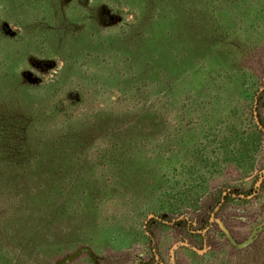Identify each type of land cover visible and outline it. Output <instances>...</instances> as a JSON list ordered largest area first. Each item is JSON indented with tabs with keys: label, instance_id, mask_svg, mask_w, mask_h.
Segmentation results:
<instances>
[{
	"label": "rangeland",
	"instance_id": "1",
	"mask_svg": "<svg viewBox=\"0 0 264 264\" xmlns=\"http://www.w3.org/2000/svg\"><path fill=\"white\" fill-rule=\"evenodd\" d=\"M233 1L241 12L228 19L226 58L209 50L174 79L165 69L141 78L144 58L124 52L140 13L125 0H0V208L20 200L11 186L33 175L37 148L61 145L60 167L46 171L59 169L65 185L86 166L101 179L98 215L53 249L55 260L21 258L0 231L11 264H54L82 245L100 264H264V230L250 240L264 226V0ZM145 109L164 122L139 126L145 136L122 150L112 136L137 131ZM69 264L95 263L82 254Z\"/></svg>",
	"mask_w": 264,
	"mask_h": 264
},
{
	"label": "trees",
	"instance_id": "2",
	"mask_svg": "<svg viewBox=\"0 0 264 264\" xmlns=\"http://www.w3.org/2000/svg\"><path fill=\"white\" fill-rule=\"evenodd\" d=\"M125 1L127 5L132 4V7L139 8L140 12L136 16L135 22L130 24V27L134 26L133 31L131 29L133 35L126 41L128 44L132 43L133 47L127 48L124 52L139 55V60L144 58V70L146 69V71L140 73L143 74L141 78L153 76L158 70L165 69L170 73L167 77L177 79L181 75L183 76L184 72L208 62L209 50H212L211 53L226 58L223 48L225 44H229L228 41L232 44L230 34L226 35V31L228 32L226 28L230 27L228 19L236 18V10L241 12L238 2L233 0H223L224 7L219 0ZM227 1L230 2L225 4ZM228 5H234L237 9L228 8ZM235 39L238 41L237 38ZM126 47L128 46L122 49ZM132 62L138 67L136 56H133ZM218 64L223 65L225 62L221 61ZM171 81L172 79L167 83ZM13 100L17 101L18 97ZM15 105L19 104L15 103ZM15 105L17 111H22L19 114L23 113L24 108L19 110ZM25 117L18 115L16 119L21 123L27 122L24 120ZM159 118L153 111L145 109L134 120L132 119L133 129L137 131H133L129 136L127 134L124 136V130H126L125 133L130 131L124 128L120 131L121 134L112 136V141H121L124 144L122 149L124 150L127 146H132L129 138L135 141L145 136L142 129H137L139 126L159 125L164 122V120L159 122ZM260 120L264 130V121ZM127 123L128 120L126 125ZM91 131L93 132V130ZM36 154L38 155L35 157L37 164L34 166L33 175L25 176L21 173L11 186L14 187V191L21 193L20 200L16 202L9 196L2 199L3 203H7V210L4 211V208H0V231L3 236L9 237V240L14 241L25 253L21 258L30 257L40 260L43 255L52 261L59 255L53 254V249L58 248V244L63 241L80 236L81 228L87 227L86 225L89 224L84 225L83 222L92 220L93 216L98 215L99 205L96 195L101 179L95 180L91 167L86 166L84 172H80L78 177H73L70 185H65L60 177L59 169L46 171L53 162L60 167L56 157L63 154L61 145L53 144L51 149L37 148ZM39 155H43V157L38 158ZM126 161V165H130L131 168L135 167L134 156H130ZM142 163L149 166L148 161ZM113 164L116 171L120 169L124 179H127L130 174L126 172L129 169H125L127 168L125 162L117 161ZM85 173L89 175L88 178L83 176ZM133 177L130 176V179ZM108 180L110 178H107ZM129 185H132V182ZM134 185L138 186L139 184ZM101 186L104 187L103 184ZM230 199V197L223 198L224 201L220 202L221 208ZM156 223L158 221L153 219L148 227L155 226ZM195 236L200 240L203 238L202 234ZM79 238L81 239V236ZM22 260L24 261V259ZM0 264H11V259L7 254L0 253Z\"/></svg>",
	"mask_w": 264,
	"mask_h": 264
},
{
	"label": "water",
	"instance_id": "3",
	"mask_svg": "<svg viewBox=\"0 0 264 264\" xmlns=\"http://www.w3.org/2000/svg\"><path fill=\"white\" fill-rule=\"evenodd\" d=\"M111 19L113 22H116L117 20H120V17L112 15ZM25 76H26V79L31 83H38L40 81V78L34 76L32 72H27ZM258 121L260 122V120ZM263 230H264V226H259L258 228H256V230L250 237V240L251 239L253 240L255 238V236L257 235V232L263 231ZM82 254H88L92 258L95 264H100L99 257L95 254L92 248L87 245H82L78 247L76 250H74L73 252L66 254L63 257L57 259L54 264H69L70 262L78 259Z\"/></svg>",
	"mask_w": 264,
	"mask_h": 264
},
{
	"label": "flooded vegetation",
	"instance_id": "4",
	"mask_svg": "<svg viewBox=\"0 0 264 264\" xmlns=\"http://www.w3.org/2000/svg\"><path fill=\"white\" fill-rule=\"evenodd\" d=\"M106 14H107V17L110 19V21H112L111 16L114 15V14L110 13L109 10L106 11ZM114 16H116V15H114ZM43 68H44V67H42V69H43ZM260 123H261V122H260ZM148 225H149V224H148ZM148 225H146V226H148ZM199 234H200V233H199ZM194 235H196V233H194ZM202 240H203V238H202Z\"/></svg>",
	"mask_w": 264,
	"mask_h": 264
}]
</instances>
